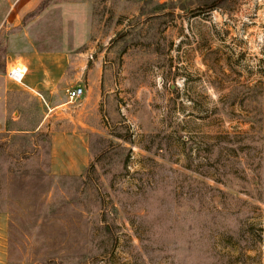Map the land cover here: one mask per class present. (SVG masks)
Instances as JSON below:
<instances>
[{"label": "rangeland", "instance_id": "374dc122", "mask_svg": "<svg viewBox=\"0 0 264 264\" xmlns=\"http://www.w3.org/2000/svg\"><path fill=\"white\" fill-rule=\"evenodd\" d=\"M12 1L0 264H264V0Z\"/></svg>", "mask_w": 264, "mask_h": 264}, {"label": "built area", "instance_id": "2783aa9c", "mask_svg": "<svg viewBox=\"0 0 264 264\" xmlns=\"http://www.w3.org/2000/svg\"><path fill=\"white\" fill-rule=\"evenodd\" d=\"M4 76L7 81L31 92L46 105L40 92L41 76L39 73L23 65L9 64L5 68ZM83 93V88L75 86L68 89L66 95L69 101H75L80 98Z\"/></svg>", "mask_w": 264, "mask_h": 264}, {"label": "crops", "instance_id": "0c3cea01", "mask_svg": "<svg viewBox=\"0 0 264 264\" xmlns=\"http://www.w3.org/2000/svg\"><path fill=\"white\" fill-rule=\"evenodd\" d=\"M38 1L39 0H14L12 1V5L10 4L11 9L9 10L7 14L6 21L7 22L10 20L17 21L18 17H21L24 13H27L32 8H34ZM42 82H43V78L41 76V87H42ZM2 236H3V225H2V222H0V243L1 244H2V240H1Z\"/></svg>", "mask_w": 264, "mask_h": 264}, {"label": "trees", "instance_id": "16d2710c", "mask_svg": "<svg viewBox=\"0 0 264 264\" xmlns=\"http://www.w3.org/2000/svg\"><path fill=\"white\" fill-rule=\"evenodd\" d=\"M45 164H44V168L46 167V170L48 169V161L47 159L44 160ZM44 170V173L42 175H44L45 177H48V173L47 171Z\"/></svg>", "mask_w": 264, "mask_h": 264}]
</instances>
